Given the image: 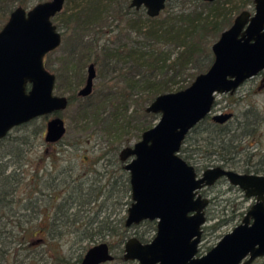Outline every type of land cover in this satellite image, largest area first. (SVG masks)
<instances>
[{
	"label": "water",
	"instance_id": "water-1",
	"mask_svg": "<svg viewBox=\"0 0 264 264\" xmlns=\"http://www.w3.org/2000/svg\"><path fill=\"white\" fill-rule=\"evenodd\" d=\"M167 1L130 0L129 6L143 7L149 17H156ZM64 3L42 0L28 8L17 6L0 29V139L15 126L68 106L66 95L54 93L56 76L44 63L45 55L61 43L62 34L52 18ZM211 52V64L189 85L154 97L145 110L158 114L157 121L138 141L119 152L128 172L131 197L125 226L156 221L151 240L141 242L132 236L125 241V260L139 264H251L264 256V174L241 173L221 165L198 172L179 155L187 133L211 114L217 94H232L264 71V0H253L252 10L235 15L211 44ZM95 75L90 63L79 96L91 94ZM231 116V112L211 115L219 123ZM65 132L64 120L54 115L46 122L44 140L58 142ZM220 179L253 197L254 203L232 230L198 255L209 204L200 191ZM112 259L107 242L100 241L85 251L80 264Z\"/></svg>",
	"mask_w": 264,
	"mask_h": 264
},
{
	"label": "rangeland",
	"instance_id": "rangeland-1",
	"mask_svg": "<svg viewBox=\"0 0 264 264\" xmlns=\"http://www.w3.org/2000/svg\"><path fill=\"white\" fill-rule=\"evenodd\" d=\"M117 1L118 3L115 0H110L111 6L117 7V4L119 5L123 0ZM127 1L129 2V0ZM228 1L226 15L230 14V10L235 7L239 9L230 15L231 21L240 11L253 9V4L249 0ZM84 3L85 0H65L63 9L52 18L53 23L62 34L61 43L55 50L47 53L44 58L46 68L54 74L57 73L61 79L54 85V93L68 96L72 90H75L74 101L58 113L36 117L31 124H20L10 130L11 136L25 137L28 141L23 145L24 157L21 164L14 163L10 166V169L17 168L25 174L26 188L20 191L19 196H24V198L31 196L35 204L39 205V210L31 225H29L30 222L25 224V227L30 226L33 230V234L31 233L25 238V241H29L28 245L25 246L27 242L19 244L18 238L11 239L10 254L3 264H79L85 250L100 241L107 242L112 255L115 256L113 261L106 264H139L136 260L122 258L125 241L134 236L140 241L143 240L141 242H147L155 235L156 229H153L152 224L147 223L146 220L130 227L124 225L127 209L131 203L130 192L122 197V193L116 188L114 191H109L108 186H105L106 190L94 202L87 203L89 198L87 194H84L78 202H73L74 204L68 210L69 216L61 218L66 223L58 224L61 233L49 234L48 232L50 217L62 197H67L69 194L76 197L79 192H88L99 184L106 185L105 183L109 179L117 177L116 169L124 164L118 157L120 150L138 141L141 133L157 121V119L143 115L139 107V103H142L143 98L146 97L147 90H136L138 94H131V98L128 99L129 90L126 87L132 79V75L129 73V68L132 69V67L131 61L126 58V53L129 48L138 49L137 53H140L141 50L149 51L150 42L138 31L158 27L162 18L175 22L176 16L182 8L179 0H173L156 16V20L151 21L143 16L146 11L142 7L138 12L141 21L139 20L136 24L139 25L140 30L129 28L127 24L136 17L135 14L130 13L122 18L119 12L112 10L103 15L100 24H89L88 29L85 28L82 31L81 42L91 44L98 50L102 47L119 48V54L112 57L114 59L111 58L112 61L106 66L95 65L96 75L93 80L92 92L89 96L82 97L77 94V91L85 84L87 67L91 61L80 67L77 77H73L71 84L64 80L62 68L63 59L68 56L69 51L75 45V41H72L71 37L75 21L73 19L69 28H65L64 20L71 14H77L75 12L82 9ZM107 3L109 2L105 1V4ZM186 5L188 6V4ZM168 23L170 24V22ZM169 24L162 26L164 30ZM216 39L209 40L207 45L210 50L211 44ZM131 56L134 55L131 54ZM117 57H120V60ZM123 59L126 62H123ZM172 59L173 57L169 61ZM69 76L72 79L70 73ZM170 76V72H166L164 78L168 79ZM183 76L178 77L177 83L170 84L171 89L175 90L180 85H189L193 80L188 75H185L182 80ZM79 79L81 81L73 85V82ZM103 94L108 97L111 95V104L100 106L97 120H94L90 115L81 116L78 107L90 101L97 102L96 100ZM112 101L113 103L125 101L128 105L125 117L127 120L121 119L122 126L115 127L110 124L114 118ZM148 104V102H144L143 105L146 107ZM250 106L257 109L259 114H264V74L246 80L235 93L217 94L210 116L219 112H233L234 116L231 122L234 123L237 116L242 118L241 113ZM57 114L64 120L66 132L58 142L48 143L44 140L46 122ZM39 126L42 127V131L35 136L33 131ZM232 155H234V164L229 168L241 173H244L245 169H249L250 173L258 171L259 174H264V121L260 122L253 136H245L240 141L238 153ZM216 157L214 155L210 158H202L196 154L188 162L198 172H201L206 167L221 165ZM29 177H35L33 182L39 178L41 184L36 186L30 184ZM80 185L84 187V190H80ZM200 192L202 196L209 198V204L205 208L206 222L202 226L204 230L198 245V255L207 252L225 233L232 230L254 203L253 197H246L241 189L231 185L226 179H220L214 185L203 188ZM233 210L236 213L233 219L223 223L215 230L212 229L218 219L228 218ZM152 222L156 224L155 220ZM43 226L46 228L40 232V228ZM90 233L96 234L91 236L92 238L87 236L82 238L83 235ZM19 245H23L25 249H20L15 253V247L17 248ZM251 264H264V256L257 258Z\"/></svg>",
	"mask_w": 264,
	"mask_h": 264
},
{
	"label": "trees",
	"instance_id": "trees-1",
	"mask_svg": "<svg viewBox=\"0 0 264 264\" xmlns=\"http://www.w3.org/2000/svg\"><path fill=\"white\" fill-rule=\"evenodd\" d=\"M38 1L42 0H0V29L15 7L23 6L28 8ZM105 1L109 3L105 4ZM115 1L118 3L117 0ZM171 1L173 0L167 1L165 7L168 6ZM179 2L182 8L181 12L176 16L177 19L175 22H171L170 19L162 18L158 27L149 28L146 31H138L150 42L149 51L141 50L140 53H137L138 49L129 48L126 53V58L131 61L132 67V69L129 68L132 79L126 87L129 90V94L127 93L128 99L131 98V94H138L136 90H147L146 97L143 98L142 103H139V107L143 115L150 116L154 119H158V114L146 112L143 105L144 102L150 103L158 94L186 87L187 85H180L175 90L171 89L170 84L172 82L177 83L178 77L188 75L191 79H194L198 73L205 71L213 60V54L207 45L209 40L211 38L216 39L220 32L231 24L230 15L239 10L237 9L238 7H235L230 10V14L226 15V4L229 2L228 0H214L211 2L205 0H179ZM249 2L253 4V0H249ZM186 4H188V6ZM111 10L119 12L122 18L130 13L135 14L136 17H134L132 21H127V24L129 28L140 30V28H138L139 25H136L139 20L141 21L138 15L139 9L131 8L127 0H123L119 5L117 4V7L111 6L110 0H85L83 8L75 12L77 14H71L64 20L65 28H69V24H71L73 19L75 21L71 36L72 41H75V45L73 49L69 51L68 56L63 59L62 68L64 80L69 84L72 83L73 77H77V72L80 67L87 62L91 61L94 66H106L114 59L112 57H116L119 54V48L110 49L102 47L98 50L91 44L88 45L81 42L82 31L85 28L88 29L89 24H100L99 22L102 21L103 15L106 12H111ZM143 16L147 20H156V17H149L146 14H143ZM168 22H170V24ZM164 24H169L168 27L166 25L165 30L162 27ZM131 54L134 56H131ZM171 57H173V59L169 61ZM117 59L120 60V57H117ZM123 62L126 61L123 59ZM140 70L142 71L140 72ZM166 72H170L171 74L168 79L164 78ZM55 75L56 85L57 81L61 79L57 73H55ZM135 76L137 78H134ZM184 76L182 80H184ZM80 81L81 79L73 82V85ZM67 97L69 100L68 105H70L76 97L75 90H72L71 94ZM110 97L111 95L108 97V95L104 96L103 94L96 100L97 102L90 101L83 106L80 105L81 107H78L79 113H81V116L85 114L90 115L94 120H97L100 106L110 103ZM112 106V115L114 118L110 124L115 127L122 126L121 119L127 120L125 117L127 115L128 105L125 101H121L113 103ZM231 113V118L223 123L214 121L210 115L201 119L187 133L180 147L179 155L187 162L193 155L196 156V154L202 158H210L215 155L221 166L225 168L232 166L234 164V155L232 154L238 153L240 141H242L245 136L251 137L255 134L260 122L264 121V114H259L257 109L250 106L241 113L242 118L237 116L236 122L234 121V123H232L231 119L234 113ZM33 120L34 119L22 125H29ZM41 131L42 127L39 126L33 133L37 136ZM27 142L25 137L11 136L10 131L5 137L0 139V264H3L10 254L11 239L15 240V238H18L19 244L27 242L25 246L28 245L29 241H25V238L29 234H33V230L30 226L25 227V224L30 222L29 225H31L39 210V205L35 204L31 196L25 198L24 196H19L20 191L26 188L25 174L21 170H17V168L10 169V166L14 163L21 164L23 161V145ZM116 171L118 176H112L114 178L111 180L109 179L108 182L105 181L106 185H104V183L99 184L91 188L88 192L84 191L83 193H77L76 197L72 194L67 195V197H62L60 203L56 205L54 208L55 211L50 217L48 225L49 234H53V232L61 233L60 229H58V224L63 225L66 223V221L61 218L69 216L68 210L71 205L74 204L73 202H78L79 199L83 198L84 194H87L89 197L87 203L94 202L106 190L105 186H108L109 191H114L116 188L117 191L122 193V197L126 196V194L130 192L128 172L124 170L123 165L116 169ZM113 173H115V171H113ZM113 173L112 175H115ZM244 173H250V170L245 169ZM256 173H258V171H256ZM33 179H35V177H29L30 184L32 183L34 186L39 183L41 184L39 178L35 182L32 181ZM79 187H81L80 190H84V187L81 185ZM234 211L235 210H233V213L228 218L223 217L218 219L212 226V229L215 230L223 223L233 219L236 215ZM32 213H34V215H32ZM146 221L152 224L153 229H156V224L154 222L150 220ZM44 228L46 227L43 226L40 228V232H42ZM95 234L96 233L83 235L82 238L86 236L92 238L91 236ZM20 249L25 248L23 245H19V247H15V253L19 252Z\"/></svg>",
	"mask_w": 264,
	"mask_h": 264
},
{
	"label": "flooded vegetation",
	"instance_id": "flooded-vegetation-1",
	"mask_svg": "<svg viewBox=\"0 0 264 264\" xmlns=\"http://www.w3.org/2000/svg\"><path fill=\"white\" fill-rule=\"evenodd\" d=\"M130 1V0H129ZM264 74V71H260L259 73H257L256 75H254L253 77H251V78H256V77H259L260 75H263ZM250 78V79H251ZM108 244V243H107ZM108 247H109V250H110V246H109V244H108ZM89 248V247H88ZM87 248V249H88ZM86 249V250H87ZM85 250V251H86ZM110 252H111V250H110ZM85 253V252H84ZM84 255V254H83ZM114 258H115V256L113 255V259L112 260H110V261H113L114 260ZM122 258H123V256H122ZM81 259H82V257L80 258V261H81ZM124 259V258H123ZM110 261H106V262H103V263H101V264H106L107 262H110ZM79 264H80V262H79Z\"/></svg>",
	"mask_w": 264,
	"mask_h": 264
}]
</instances>
